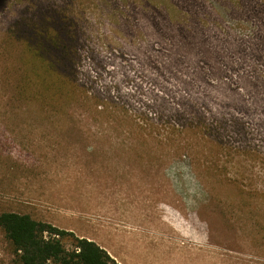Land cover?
<instances>
[{"label": "rangeland", "instance_id": "rangeland-1", "mask_svg": "<svg viewBox=\"0 0 264 264\" xmlns=\"http://www.w3.org/2000/svg\"><path fill=\"white\" fill-rule=\"evenodd\" d=\"M7 210L120 264H264V0H0Z\"/></svg>", "mask_w": 264, "mask_h": 264}, {"label": "trees", "instance_id": "trees-1", "mask_svg": "<svg viewBox=\"0 0 264 264\" xmlns=\"http://www.w3.org/2000/svg\"><path fill=\"white\" fill-rule=\"evenodd\" d=\"M57 48L62 52L59 57L65 64L67 57H61L65 49L60 45ZM46 71L44 87L53 90L56 100L65 101L74 95L68 91L72 88L61 73L48 74L49 70ZM0 229L13 248L15 264H120L95 241L75 237L26 212L1 211ZM69 239L73 242L72 248L64 244V240Z\"/></svg>", "mask_w": 264, "mask_h": 264}, {"label": "clouds", "instance_id": "clouds-1", "mask_svg": "<svg viewBox=\"0 0 264 264\" xmlns=\"http://www.w3.org/2000/svg\"><path fill=\"white\" fill-rule=\"evenodd\" d=\"M183 167H185V168H186L187 166L185 165V166H183Z\"/></svg>", "mask_w": 264, "mask_h": 264}]
</instances>
